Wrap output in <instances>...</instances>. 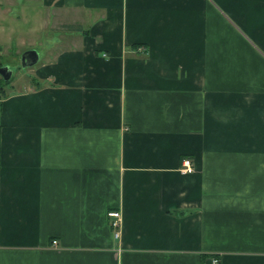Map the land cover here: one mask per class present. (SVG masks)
<instances>
[{"label":"crops","instance_id":"crops-1","mask_svg":"<svg viewBox=\"0 0 264 264\" xmlns=\"http://www.w3.org/2000/svg\"><path fill=\"white\" fill-rule=\"evenodd\" d=\"M41 9L59 36L0 97V264H264V0H0V55Z\"/></svg>","mask_w":264,"mask_h":264},{"label":"rangeland","instance_id":"rangeland-1","mask_svg":"<svg viewBox=\"0 0 264 264\" xmlns=\"http://www.w3.org/2000/svg\"><path fill=\"white\" fill-rule=\"evenodd\" d=\"M25 12V23L19 22L18 25H16L18 27L16 32L11 36H7L10 38L7 40L12 43L14 42V46L11 48L10 46L12 44L10 43L11 45L9 44L5 47L6 50L1 49L3 53L0 55V65H7L12 71L11 82L9 84L3 85L2 79L0 78V89L2 88L3 93L5 91L8 92L11 88L15 89L26 83V80L28 79L27 77L31 75V71L38 67L44 59L45 45L52 47L53 40L59 36L56 32H54V30H52V28H50L47 24H44L45 21L48 22L49 11L47 9H41V11H39V23L41 24L40 31L38 30V25L33 26L31 24V14L35 12V19H37V11L28 10ZM74 29L76 30L77 27H73V30L70 33L76 32ZM30 49H35L39 52V54H41L39 64L34 67L23 69L20 63V56L23 52ZM50 50L51 52H55L54 49Z\"/></svg>","mask_w":264,"mask_h":264},{"label":"built area","instance_id":"built-area-1","mask_svg":"<svg viewBox=\"0 0 264 264\" xmlns=\"http://www.w3.org/2000/svg\"><path fill=\"white\" fill-rule=\"evenodd\" d=\"M182 174H191L193 173L192 163L189 159L182 160L181 168L179 170ZM108 218L110 219V228L113 231L114 238L117 239L120 236V228L122 223V216L119 211H110L107 213ZM53 245H56V242H53ZM217 261H213V264H216Z\"/></svg>","mask_w":264,"mask_h":264},{"label":"water","instance_id":"water-1","mask_svg":"<svg viewBox=\"0 0 264 264\" xmlns=\"http://www.w3.org/2000/svg\"><path fill=\"white\" fill-rule=\"evenodd\" d=\"M39 55L36 51H26L21 57V67L28 68L38 63ZM0 77L3 78L4 82H8L12 77V71L8 66L0 67Z\"/></svg>","mask_w":264,"mask_h":264},{"label":"trees","instance_id":"trees-1","mask_svg":"<svg viewBox=\"0 0 264 264\" xmlns=\"http://www.w3.org/2000/svg\"><path fill=\"white\" fill-rule=\"evenodd\" d=\"M10 81L8 82H4V80L2 79V84L3 85H6V84H9ZM2 94H3V91H2V88L0 89V97H2Z\"/></svg>","mask_w":264,"mask_h":264}]
</instances>
